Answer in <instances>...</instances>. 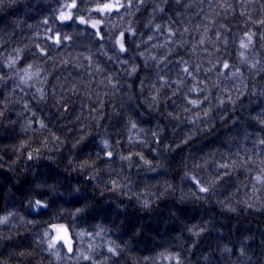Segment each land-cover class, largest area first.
I'll return each mask as SVG.
<instances>
[{"label":"clouds","instance_id":"9594fccd","mask_svg":"<svg viewBox=\"0 0 264 264\" xmlns=\"http://www.w3.org/2000/svg\"><path fill=\"white\" fill-rule=\"evenodd\" d=\"M0 264H264V0H0Z\"/></svg>","mask_w":264,"mask_h":264}]
</instances>
